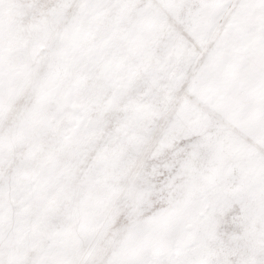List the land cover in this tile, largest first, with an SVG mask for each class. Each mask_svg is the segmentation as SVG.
Listing matches in <instances>:
<instances>
[{
  "label": "snow or ice",
  "instance_id": "obj_1",
  "mask_svg": "<svg viewBox=\"0 0 264 264\" xmlns=\"http://www.w3.org/2000/svg\"><path fill=\"white\" fill-rule=\"evenodd\" d=\"M89 10L111 16L103 41L62 61V27ZM216 10L228 17L208 38ZM247 11L251 48L221 64L225 24ZM217 90L258 135L225 119ZM220 158L240 169L228 183ZM18 162L47 176L46 219L70 241L62 254L10 242L4 188ZM189 200L183 223L201 237L191 243L169 227ZM0 264H264V0H0Z\"/></svg>",
  "mask_w": 264,
  "mask_h": 264
},
{
  "label": "rangeland",
  "instance_id": "obj_2",
  "mask_svg": "<svg viewBox=\"0 0 264 264\" xmlns=\"http://www.w3.org/2000/svg\"><path fill=\"white\" fill-rule=\"evenodd\" d=\"M11 15V13H9ZM228 17L227 11L216 10L210 12L204 22L202 34L208 38H213L217 31L221 18ZM112 23L108 12L97 13L89 10L78 14L69 20L67 25L61 29L64 35L63 54L61 60L70 58H88L89 54L98 50V45L103 41L108 25ZM257 31L256 14L252 11L242 13L238 19L227 20L225 32L228 33V49L220 54V62L223 64L234 50L241 45L251 48L252 38ZM225 32L220 33L221 36ZM13 41L16 40L15 30L11 33ZM35 34L25 33L23 35L24 44L31 45L35 41ZM242 60L246 61L247 57ZM214 103L220 106V110L225 119L235 127L249 133L258 135L259 130L253 125L248 110L244 107L234 108L225 99L224 93L217 90ZM22 145L16 146L17 153H23ZM242 167L251 170L255 167V160L250 150L240 142V148L235 153ZM218 177L226 183L232 181L233 174L239 175L240 169L233 168L227 158H220L217 161ZM231 169V171H230ZM12 179L4 188V219L10 231V242L15 247H20L29 255L36 257L48 254H62L70 244L62 225L53 226L46 219L43 205L50 194V187L47 186V176L44 171L29 162H18L7 173ZM201 191L199 186L192 189V197ZM250 194V189H249ZM238 196V190L231 193ZM191 200L186 204L183 215L176 217L170 228H183L187 233L186 242L200 241L201 237L197 233L190 232L191 225L183 223L184 217L191 212ZM254 225L249 219V231ZM232 237H228L231 239ZM15 254V248H14Z\"/></svg>",
  "mask_w": 264,
  "mask_h": 264
}]
</instances>
